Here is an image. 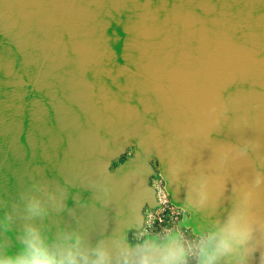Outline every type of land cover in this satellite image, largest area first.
I'll return each mask as SVG.
<instances>
[{
    "label": "water",
    "instance_id": "1",
    "mask_svg": "<svg viewBox=\"0 0 264 264\" xmlns=\"http://www.w3.org/2000/svg\"><path fill=\"white\" fill-rule=\"evenodd\" d=\"M150 157L191 211L181 224L218 232L236 217L264 244V0H0L9 252L26 223L103 241L112 264L135 262L141 244L177 246L174 234L126 240L157 205ZM29 197L46 215L25 219Z\"/></svg>",
    "mask_w": 264,
    "mask_h": 264
},
{
    "label": "clouds",
    "instance_id": "2",
    "mask_svg": "<svg viewBox=\"0 0 264 264\" xmlns=\"http://www.w3.org/2000/svg\"><path fill=\"white\" fill-rule=\"evenodd\" d=\"M24 207L25 219L46 215L37 197H29ZM12 222L13 214L6 213L0 219V229H10ZM83 239L79 232L65 229L50 237L42 226L26 223L18 235L15 253H10L6 242L0 240V264H112V254L103 241L85 244ZM261 239L255 236L251 223H240L231 217L225 228L207 232L186 247L166 246L153 253L141 244L135 262H130L125 253L123 260L117 258V264H187L189 255L195 256L199 264H218L227 257L232 258L230 264H250L258 254L264 258Z\"/></svg>",
    "mask_w": 264,
    "mask_h": 264
},
{
    "label": "rangeland",
    "instance_id": "3",
    "mask_svg": "<svg viewBox=\"0 0 264 264\" xmlns=\"http://www.w3.org/2000/svg\"><path fill=\"white\" fill-rule=\"evenodd\" d=\"M132 149L133 146L128 145L123 152L114 155L110 160L109 169H112L118 162L130 156ZM148 162L154 173L148 176L147 183L154 190L157 205L152 208L146 205L142 207V226L138 230L127 231V242L130 244L140 243L145 237H152L157 243H161L165 238L174 234L177 246L183 244L186 247L191 243H195L207 231L198 233L193 231L190 225L180 223L183 216H190L191 211L170 200L169 193L165 189V180L160 174L156 159L150 157ZM161 238L163 239L161 240ZM187 264H199V261L195 256L189 255Z\"/></svg>",
    "mask_w": 264,
    "mask_h": 264
}]
</instances>
